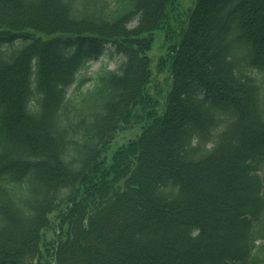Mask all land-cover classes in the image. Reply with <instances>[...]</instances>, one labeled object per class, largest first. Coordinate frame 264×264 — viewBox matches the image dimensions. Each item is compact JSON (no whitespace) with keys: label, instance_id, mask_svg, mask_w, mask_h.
Listing matches in <instances>:
<instances>
[{"label":"trees","instance_id":"obj_1","mask_svg":"<svg viewBox=\"0 0 264 264\" xmlns=\"http://www.w3.org/2000/svg\"><path fill=\"white\" fill-rule=\"evenodd\" d=\"M0 264H264V0H0Z\"/></svg>","mask_w":264,"mask_h":264},{"label":"rangeland","instance_id":"obj_2","mask_svg":"<svg viewBox=\"0 0 264 264\" xmlns=\"http://www.w3.org/2000/svg\"><path fill=\"white\" fill-rule=\"evenodd\" d=\"M181 6L187 7L191 4V0H180ZM134 21L132 20L128 26H133ZM164 52V45H163V34L161 31H156L153 35L152 43L149 49V55L151 56L153 62L151 67L153 68L154 64L156 63L157 57ZM123 57L121 54L117 53L114 48H111L107 45L104 54L96 60L90 61L85 64V67L80 70L75 77V81L71 83L69 86L65 88V96L69 97L74 95L77 89V81L82 79L84 76H94L97 72L103 70L104 68L107 69H115L118 64L122 61ZM166 73H160L156 76L155 82L159 86H164V78L166 77ZM92 82L88 81L83 84L81 87L82 90H86L91 86ZM137 128H127L118 133L115 139L112 141L109 149L106 152V156L108 161L110 160V156L112 152L118 147L120 144L125 142L129 137L133 136ZM48 236H51V233H48Z\"/></svg>","mask_w":264,"mask_h":264}]
</instances>
